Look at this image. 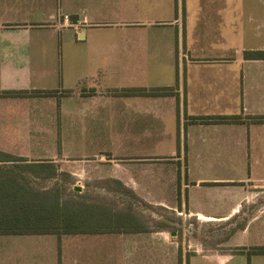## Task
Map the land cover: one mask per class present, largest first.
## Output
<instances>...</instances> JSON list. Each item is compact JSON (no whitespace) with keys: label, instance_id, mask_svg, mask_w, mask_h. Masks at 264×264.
Segmentation results:
<instances>
[{"label":"crops","instance_id":"1","mask_svg":"<svg viewBox=\"0 0 264 264\" xmlns=\"http://www.w3.org/2000/svg\"><path fill=\"white\" fill-rule=\"evenodd\" d=\"M263 54L264 0H0V154L247 218L208 251L165 226L0 233V264H264Z\"/></svg>","mask_w":264,"mask_h":264},{"label":"rangeland","instance_id":"2","mask_svg":"<svg viewBox=\"0 0 264 264\" xmlns=\"http://www.w3.org/2000/svg\"><path fill=\"white\" fill-rule=\"evenodd\" d=\"M0 157L6 159L3 154ZM42 159L31 161L37 162L31 165L28 164L29 158L27 162L0 161V185L3 186L0 189V217L11 211L12 215L16 213L22 217L33 215L42 209L40 203H50L57 205L53 213L58 210L60 213L63 210L84 212L85 216H89L90 226L96 228L133 224L170 227L182 244L194 242L187 250L204 251L224 249L232 231L247 219L246 216H237L226 223H216L194 216H180L169 212L168 207L138 200L135 190L113 177L111 169L80 168L78 171V167H73L71 158L57 162ZM21 200L35 203L38 208L33 211L27 204L23 210L15 207ZM192 252H188L187 256Z\"/></svg>","mask_w":264,"mask_h":264},{"label":"trees","instance_id":"3","mask_svg":"<svg viewBox=\"0 0 264 264\" xmlns=\"http://www.w3.org/2000/svg\"><path fill=\"white\" fill-rule=\"evenodd\" d=\"M264 56V54H263ZM213 120L217 121H227L228 117L220 116L211 118ZM205 121L204 118H195V121ZM6 159H3L0 157V161H12V162H19V161H26L24 158L10 156L8 154H3ZM41 163L42 162H38ZM28 164H37V162H28ZM13 183H16L15 180H12ZM17 184V183H16ZM3 186L0 185V189H2ZM31 207V209L34 211L38 208V206L35 205V203L28 204L25 201H20L17 206L20 207L22 210L25 209L27 206ZM35 205V206H34ZM42 209L39 210V212H36V214L29 215L26 214L23 217L16 214H6L0 217V233L1 234H11V233H77V232H85L89 230H94L97 228H103L98 226L91 227L89 216L84 215V212H79L75 210H70L67 212V210H63L62 213H60V210L57 211V213H53L52 211H55L57 208V205H51L50 203H40L39 204ZM8 205V207L11 209L13 206ZM33 206V208H32ZM25 211V210H24ZM91 216H94V214H91ZM105 227V226H104ZM255 252L258 253H264V247L257 248Z\"/></svg>","mask_w":264,"mask_h":264}]
</instances>
